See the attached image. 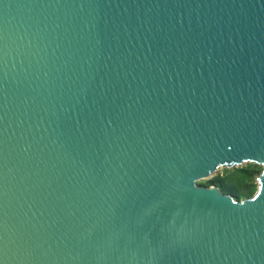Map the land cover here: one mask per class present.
Returning a JSON list of instances; mask_svg holds the SVG:
<instances>
[{
    "label": "water",
    "instance_id": "95a60500",
    "mask_svg": "<svg viewBox=\"0 0 264 264\" xmlns=\"http://www.w3.org/2000/svg\"><path fill=\"white\" fill-rule=\"evenodd\" d=\"M0 264H264V0H0Z\"/></svg>",
    "mask_w": 264,
    "mask_h": 264
},
{
    "label": "trees",
    "instance_id": "16d2710c",
    "mask_svg": "<svg viewBox=\"0 0 264 264\" xmlns=\"http://www.w3.org/2000/svg\"><path fill=\"white\" fill-rule=\"evenodd\" d=\"M262 171V166L247 163L241 167L224 168L220 174L211 180L199 184L217 186L222 193L232 195L235 199L242 201L255 195L259 186L257 178Z\"/></svg>",
    "mask_w": 264,
    "mask_h": 264
},
{
    "label": "rangeland",
    "instance_id": "374dc122",
    "mask_svg": "<svg viewBox=\"0 0 264 264\" xmlns=\"http://www.w3.org/2000/svg\"><path fill=\"white\" fill-rule=\"evenodd\" d=\"M243 165H245V164H242L241 166H243ZM241 166H239V167H241ZM223 169L224 168H220L216 173L212 174L209 178L202 179V180L198 181V183H204V182H207V181L211 180L212 178H214L215 176H217L218 174H220Z\"/></svg>",
    "mask_w": 264,
    "mask_h": 264
}]
</instances>
